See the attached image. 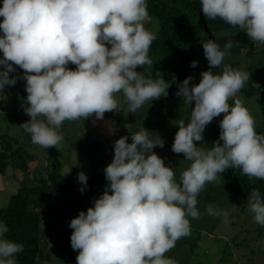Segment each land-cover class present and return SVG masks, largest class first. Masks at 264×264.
Masks as SVG:
<instances>
[{"label":"clouds","instance_id":"9594fccd","mask_svg":"<svg viewBox=\"0 0 264 264\" xmlns=\"http://www.w3.org/2000/svg\"><path fill=\"white\" fill-rule=\"evenodd\" d=\"M200 4L207 20L219 18L264 45V0ZM0 17V92L17 83L10 75L14 65L22 69L24 112L30 120L21 127L43 149L62 143L65 121L103 120L107 112L119 113L117 94H123L127 111L136 113L145 103L167 97L176 83L175 75L165 80L161 73L151 78L137 71L152 65L149 51L157 38L146 27L153 21L147 0H3ZM201 43L209 70L201 72L198 84L190 85L192 76L185 78L176 92L191 112L187 123L176 121L171 151L183 154L189 166L177 180L174 168L153 151L165 142L159 136L151 139L144 127L131 134L130 143L127 135L116 140L104 169L108 184L103 194L69 224L76 264H177L165 254L191 234L189 217L200 218L198 197L207 184L218 182L228 169L264 180V134L257 133L255 117L238 96L250 73L243 65L224 63L232 41L223 50L212 39ZM221 114L219 139L204 147L206 126ZM77 179L83 193L88 178L80 172ZM247 202L254 222L264 227L260 192L251 190ZM206 212L228 218L226 210L211 204ZM7 232L0 222V264H17L23 245L5 238Z\"/></svg>","mask_w":264,"mask_h":264},{"label":"rangeland","instance_id":"374dc122","mask_svg":"<svg viewBox=\"0 0 264 264\" xmlns=\"http://www.w3.org/2000/svg\"><path fill=\"white\" fill-rule=\"evenodd\" d=\"M2 20L3 18L0 22ZM146 27L156 32L155 19L153 18L152 23ZM195 29L198 33L204 34L198 22ZM249 51L248 70L254 74L263 73L264 47L258 44L256 49ZM2 57L3 53L0 52V58ZM14 67L18 66L14 65ZM69 67L75 69V65L69 64ZM25 83L23 78L17 79L14 86H6L0 92V147L6 149L9 156L7 159L9 178L0 177V207L7 205L10 195L19 186L31 184L40 179L54 165L60 167L59 171L61 170L71 180L77 179L78 173H85L93 186V193L99 198L108 184L104 173L106 165L96 158L93 151L90 157L86 155L85 142L92 139L95 150L98 148L97 145L107 144L114 149L116 140L127 135L130 143L131 134L142 127L149 131L151 139L155 140L159 136L165 142L163 148L157 146L153 151L163 158L167 165L174 168L177 180L180 173L189 166L183 154H175L171 151L175 133L178 131L175 126L176 121L185 119V123L188 122L187 115L182 113L184 107L180 106L179 98L175 100L176 107H172V115L162 114V111L168 107V105L161 106L162 99L149 101L136 113H129L123 94H117L116 98L121 105L119 113L107 112L103 120L90 117L84 121H65L60 129L64 137L62 143L57 149H43L34 145L30 134L21 127L24 122L30 120L24 112L26 98L21 99L18 108L12 104L11 90L20 100V91L25 90ZM262 98L264 99V95ZM256 131L258 134H264V120L256 123ZM88 142L92 143L91 140ZM203 143V146L207 147L204 141ZM199 144L200 142H197L198 146ZM218 184V182L207 184L205 191L199 195L197 207L200 218L189 217L191 225L189 237L193 239L197 232L200 234L195 250L191 251L190 247L184 243V238H181L168 252L172 256L171 259H174L177 264H264V230L258 232V224L254 222L253 214L248 211V208L245 213L240 212L241 201L231 202L227 195L215 190ZM209 199L212 200L211 203L207 202ZM85 202L88 208L91 207L89 197L85 196ZM209 204L226 210L227 220L223 217L209 216L206 212ZM60 222H64L63 219ZM238 232L241 233L237 241L242 239V242L235 247L231 240L237 236ZM252 251L253 255L249 257Z\"/></svg>","mask_w":264,"mask_h":264},{"label":"trees","instance_id":"16d2710c","mask_svg":"<svg viewBox=\"0 0 264 264\" xmlns=\"http://www.w3.org/2000/svg\"><path fill=\"white\" fill-rule=\"evenodd\" d=\"M2 4L3 0H0V5ZM147 5L149 15L157 23V38L153 41L149 51L152 65L137 68V71H141L145 77L151 78H155L157 73H161L165 80H171L175 75L176 83L168 89V96L160 98L162 99L161 106L168 105L162 114L172 115V107H176L177 104L174 103L179 98L180 106L184 107L182 113L189 118L191 107L184 104L176 92L178 91L177 84L182 83L185 78L194 77L190 85L198 84L201 78L200 70L190 66L191 63L187 60L181 47L182 40L193 33L197 22L204 31L199 19V14L202 13L200 0H147ZM206 23L208 25L207 21ZM203 33L206 35L205 32ZM238 42L243 50L248 49L247 54L250 52L249 50L256 49L254 42L248 38L245 32L239 37ZM10 75L22 79L23 70L16 67V72ZM263 86L264 84L258 87L261 95H264V92L261 91ZM12 92L13 90H11L12 104L18 108L21 99L26 98L27 93L25 90H21L19 100L17 95ZM192 106L194 107V102ZM221 119H223L222 114L206 126L203 135L207 148H211L212 143L219 139V121ZM90 140L91 144L88 142ZM90 140L88 139L84 145L88 157L92 151L96 155L99 154L105 146L96 144L98 148L95 150L94 141ZM112 153L114 156L113 148ZM8 157L7 150L0 147V177L3 178H9L7 176ZM218 183L215 190L227 195L229 201H241V213H245L248 208L247 200L251 190H258L261 198L264 199V180L249 179L247 176L241 175L239 169L226 170L220 174ZM86 195L85 192L81 193L76 180H71L67 175L62 174L57 165H54L51 170L48 169L46 174H43L37 181L19 186L10 195L7 205L0 207V222L8 227L5 238L23 245V251L15 257L17 264H76L78 252L71 247L70 236L73 230L69 224L80 211L87 212ZM93 196L97 198V195L93 194ZM207 202L211 203L212 200L209 199ZM61 219L64 222H60ZM257 230L261 232L264 227L258 225ZM240 233L238 232L237 236L231 240L235 247H238L242 242V239L237 241ZM199 237L198 232L193 239L189 236L183 237L184 243L190 247L191 251H194ZM165 255L172 258L170 253ZM252 255L253 251L249 253V257Z\"/></svg>","mask_w":264,"mask_h":264},{"label":"crops","instance_id":"0c3cea01","mask_svg":"<svg viewBox=\"0 0 264 264\" xmlns=\"http://www.w3.org/2000/svg\"><path fill=\"white\" fill-rule=\"evenodd\" d=\"M211 39L219 44L223 50L224 45L228 41H232L233 47L230 49V54L225 57L224 63L231 64L234 68H238L241 65L250 73V79L245 84L244 88L238 94L239 98H242L245 105L249 108L252 115L255 117L256 123H260L264 120V99L263 95L259 93L258 87L264 84V71L263 73L254 74L249 71V60L247 59V50H243L239 45V37L244 33L238 28H233L232 26L226 24L223 20L217 18L216 20H207ZM209 38L206 35H202L194 29L193 33L185 37L181 42L182 50L187 58V60L192 63V61H198L196 66L200 72L209 70L208 61L204 56V50L201 41H206ZM256 43L254 46L257 48ZM264 47V45H261ZM214 73H219L221 69H212ZM230 104L233 100L229 101ZM60 168V167H59ZM62 173V171L60 170ZM63 174V173H62ZM78 186L81 188L82 185L75 179ZM37 181V180H35ZM33 181V182H35ZM91 182L87 179V187L84 192L86 196L90 198L91 207L94 206V200L97 199L93 196V188Z\"/></svg>","mask_w":264,"mask_h":264},{"label":"built area","instance_id":"2783aa9c","mask_svg":"<svg viewBox=\"0 0 264 264\" xmlns=\"http://www.w3.org/2000/svg\"><path fill=\"white\" fill-rule=\"evenodd\" d=\"M261 91L264 92V86L261 87ZM96 158L105 165L111 163L113 159L112 147L105 145L103 151L96 155Z\"/></svg>","mask_w":264,"mask_h":264},{"label":"water","instance_id":"95a60500","mask_svg":"<svg viewBox=\"0 0 264 264\" xmlns=\"http://www.w3.org/2000/svg\"><path fill=\"white\" fill-rule=\"evenodd\" d=\"M199 18H200L202 27L204 29V32L206 33V35L208 36V38L211 39L210 30L208 28V25L206 23V20H205L204 16L202 15V13L199 14ZM0 19H2V17H0Z\"/></svg>","mask_w":264,"mask_h":264}]
</instances>
